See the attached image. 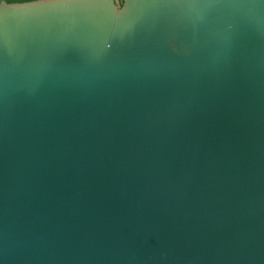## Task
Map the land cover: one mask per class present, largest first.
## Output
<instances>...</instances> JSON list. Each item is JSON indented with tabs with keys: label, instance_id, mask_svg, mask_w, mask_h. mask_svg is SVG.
Returning <instances> with one entry per match:
<instances>
[{
	"label": "water",
	"instance_id": "obj_1",
	"mask_svg": "<svg viewBox=\"0 0 264 264\" xmlns=\"http://www.w3.org/2000/svg\"><path fill=\"white\" fill-rule=\"evenodd\" d=\"M0 264H264V0H0Z\"/></svg>",
	"mask_w": 264,
	"mask_h": 264
},
{
	"label": "trees",
	"instance_id": "obj_2",
	"mask_svg": "<svg viewBox=\"0 0 264 264\" xmlns=\"http://www.w3.org/2000/svg\"><path fill=\"white\" fill-rule=\"evenodd\" d=\"M7 3H24L29 1H35V0H5Z\"/></svg>",
	"mask_w": 264,
	"mask_h": 264
},
{
	"label": "snow or ice",
	"instance_id": "obj_3",
	"mask_svg": "<svg viewBox=\"0 0 264 264\" xmlns=\"http://www.w3.org/2000/svg\"><path fill=\"white\" fill-rule=\"evenodd\" d=\"M152 2L155 4H162V3H165L166 0H152Z\"/></svg>",
	"mask_w": 264,
	"mask_h": 264
},
{
	"label": "clouds",
	"instance_id": "obj_4",
	"mask_svg": "<svg viewBox=\"0 0 264 264\" xmlns=\"http://www.w3.org/2000/svg\"><path fill=\"white\" fill-rule=\"evenodd\" d=\"M118 3H123V0H117Z\"/></svg>",
	"mask_w": 264,
	"mask_h": 264
},
{
	"label": "rangeland",
	"instance_id": "obj_5",
	"mask_svg": "<svg viewBox=\"0 0 264 264\" xmlns=\"http://www.w3.org/2000/svg\"><path fill=\"white\" fill-rule=\"evenodd\" d=\"M116 3H117L118 5H120V4H121V3H118V2H117V0H116Z\"/></svg>",
	"mask_w": 264,
	"mask_h": 264
}]
</instances>
